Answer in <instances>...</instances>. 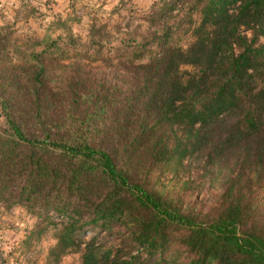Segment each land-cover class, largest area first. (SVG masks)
I'll return each instance as SVG.
<instances>
[{
  "label": "trees",
  "instance_id": "16d2710c",
  "mask_svg": "<svg viewBox=\"0 0 264 264\" xmlns=\"http://www.w3.org/2000/svg\"><path fill=\"white\" fill-rule=\"evenodd\" d=\"M187 1L158 12L187 5L185 48L166 26L158 55L107 73L13 63L0 32V204L59 225L49 262L264 264V0ZM213 180L211 203L190 198Z\"/></svg>",
  "mask_w": 264,
  "mask_h": 264
},
{
  "label": "rangeland",
  "instance_id": "374dc122",
  "mask_svg": "<svg viewBox=\"0 0 264 264\" xmlns=\"http://www.w3.org/2000/svg\"><path fill=\"white\" fill-rule=\"evenodd\" d=\"M164 2L119 0L110 8L111 0H35V3L33 0H19V7L6 4L0 7V20H4L0 32L8 34L6 57L20 64L24 54L42 52L44 57H57L65 63L78 62L86 70L97 74L110 72L124 58L135 57L136 63L146 62L159 54L157 42L147 43V40L153 33L157 37L163 35L166 26L171 27L167 39L169 44L185 48L192 40V26L186 17L187 5L184 4L179 11L174 10L172 16L166 19L169 14L163 16V13H158ZM6 10L12 11V21L5 16ZM151 15L155 21L150 20ZM192 19L198 21L199 15L193 13ZM243 33L248 37L251 35L248 30ZM263 43L264 35L258 37L256 45ZM186 69L190 70V67ZM3 122L0 107V130ZM211 182L204 186L202 192H192L190 198L211 203L220 181ZM16 206L25 210L24 216L13 215L12 209ZM16 219L26 225L24 236L19 241H15L20 231L14 223ZM50 219L59 222L55 215ZM41 223L45 229L37 234L35 230ZM59 229V225L48 223L25 206L15 204L6 208L0 204V245L13 242L11 252L0 250V264H9V261L14 264H82L79 253L63 254L57 262H49L53 259L50 249L56 243ZM93 234L88 229L83 237L87 240ZM4 236L7 239H2Z\"/></svg>",
  "mask_w": 264,
  "mask_h": 264
},
{
  "label": "clouds",
  "instance_id": "9594fccd",
  "mask_svg": "<svg viewBox=\"0 0 264 264\" xmlns=\"http://www.w3.org/2000/svg\"><path fill=\"white\" fill-rule=\"evenodd\" d=\"M119 0H111V3L108 5V7H112V5L118 3ZM149 3H151V0H148ZM33 3H35V0H33ZM9 5V6H16L19 7V0H0V7L4 6V5ZM5 16L7 17L8 21H12L13 19V13L10 10H6L5 11ZM50 19V18H49ZM4 24V20H0V26H3ZM13 215L15 217H20V216H24L25 215V210L21 207V206H16L12 209ZM26 219V216H25ZM16 227L20 230L19 232H17L16 236H15V241H19L21 238H23L24 236V232L23 229L26 227L25 223L20 220V219H16L14 221ZM31 225V221H29L28 226ZM2 239H7L6 236H4ZM12 247H13V242L10 241L7 244H2L0 245V250H2L4 253H8L12 251ZM9 264H14L13 261H9Z\"/></svg>",
  "mask_w": 264,
  "mask_h": 264
}]
</instances>
